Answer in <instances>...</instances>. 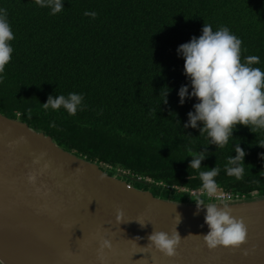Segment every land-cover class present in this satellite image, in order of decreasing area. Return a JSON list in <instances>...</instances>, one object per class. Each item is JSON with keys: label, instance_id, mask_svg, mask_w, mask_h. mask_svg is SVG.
<instances>
[{"label": "trees", "instance_id": "1", "mask_svg": "<svg viewBox=\"0 0 264 264\" xmlns=\"http://www.w3.org/2000/svg\"><path fill=\"white\" fill-rule=\"evenodd\" d=\"M0 7L15 36L0 84V113L108 174L120 169L151 180V187L138 188L162 198L188 201L176 188H201L199 172L190 168L195 152H205L200 171L221 168L218 189L264 194V147L258 144L264 130L237 125L229 143L217 148L201 134L200 121L185 127L197 101L179 103L178 90L189 81L176 51L205 24L214 31L227 27L242 41V61L258 56L253 67L264 70V0H64L56 15L35 0H0ZM73 92L84 97L74 116L42 106L49 95ZM236 145L246 153L242 180L224 171Z\"/></svg>", "mask_w": 264, "mask_h": 264}, {"label": "water", "instance_id": "2", "mask_svg": "<svg viewBox=\"0 0 264 264\" xmlns=\"http://www.w3.org/2000/svg\"><path fill=\"white\" fill-rule=\"evenodd\" d=\"M123 176L154 184L108 174L0 113V263L102 264L98 250L107 239L103 264H264V194L223 200L243 221L246 239L208 248L206 204L156 196ZM156 231L179 234L175 255L150 245Z\"/></svg>", "mask_w": 264, "mask_h": 264}, {"label": "clouds", "instance_id": "3", "mask_svg": "<svg viewBox=\"0 0 264 264\" xmlns=\"http://www.w3.org/2000/svg\"><path fill=\"white\" fill-rule=\"evenodd\" d=\"M35 3L41 8H49L51 15L64 9V0H35ZM84 15L95 18L97 13L86 11ZM14 39L7 10L0 7V84L5 79V66L12 59L13 47L10 42ZM241 44V39L229 28L221 27L214 31L210 24H205L198 37H191L176 49L177 55L184 60L183 73L189 81L178 90L179 103L182 105L186 97H194L197 101L193 104L194 111L188 113V121L184 126L196 128L197 121H200L201 134L206 133L208 143L215 144L217 148L229 143L237 125L248 126L254 133L264 130V70L253 67L260 63L258 56H248L242 61ZM83 100L82 94L74 92L67 96L49 95L42 106L45 110L63 108L69 115L74 116L78 110H83ZM28 114L30 116V110ZM50 126L56 127L55 122ZM258 144L264 147V142ZM235 152V156L228 157L224 171L226 175L242 180L243 158L246 153L239 145L235 146ZM191 157L190 168L199 172L202 182L201 188L193 192L192 199L197 205L206 204L204 222L209 230L203 236L204 242L208 248L239 246L246 239L247 229L241 219L231 215L230 205L216 196L219 186L215 177L220 174L221 168L216 166L200 171L205 152H195ZM28 179L33 182L35 176L29 175ZM205 194L209 199L215 197L221 200V203H206ZM121 217L122 214L117 213L118 222ZM148 239L155 249L167 256H173L181 238L175 231L171 235L156 231ZM110 247L107 239L101 242L98 256L102 264L103 249Z\"/></svg>", "mask_w": 264, "mask_h": 264}, {"label": "built area", "instance_id": "4", "mask_svg": "<svg viewBox=\"0 0 264 264\" xmlns=\"http://www.w3.org/2000/svg\"><path fill=\"white\" fill-rule=\"evenodd\" d=\"M120 173H122V174H128L127 171L118 169L117 170V174H120ZM176 189L179 190V191H181V192H187L190 196H192L193 192L198 191L200 188H192L191 189V188H186L184 186H179ZM216 196L221 197L222 200H232V199L241 197V196H239L236 193H233V192H230V191H227V190H223V189H218V191L216 193ZM204 197H207V195L205 194ZM212 199H215V197H213ZM215 200L216 201H219L217 199H215Z\"/></svg>", "mask_w": 264, "mask_h": 264}, {"label": "rangeland", "instance_id": "5", "mask_svg": "<svg viewBox=\"0 0 264 264\" xmlns=\"http://www.w3.org/2000/svg\"><path fill=\"white\" fill-rule=\"evenodd\" d=\"M104 170V169H103ZM107 171V170H106ZM112 173V172H111ZM114 174V172L112 173V175ZM120 175H118V177H119ZM123 178V177H122ZM123 179H126V178H123ZM128 182H130V183H132V184H135L137 187H140L141 185H145V186H149V187H151L152 185L151 184H145V183H143V182H138V181H136V180H131V179H126ZM146 180H148V179H146ZM151 181V180H150ZM150 183H152V182H150ZM170 187H173V186H170ZM188 195V194H187ZM172 195H170V197H171ZM192 198H194L193 196H190V195H188L185 199L186 200H188V201H195L194 199H192ZM204 200H205V202H210V201H216L215 199H209V198H207V197H204Z\"/></svg>", "mask_w": 264, "mask_h": 264}]
</instances>
